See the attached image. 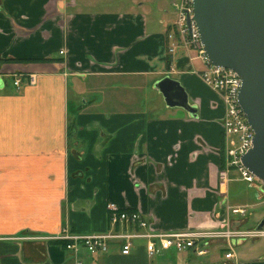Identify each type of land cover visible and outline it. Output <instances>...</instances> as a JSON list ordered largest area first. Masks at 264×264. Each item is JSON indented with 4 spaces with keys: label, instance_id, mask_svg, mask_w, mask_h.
I'll use <instances>...</instances> for the list:
<instances>
[{
    "label": "crops",
    "instance_id": "obj_1",
    "mask_svg": "<svg viewBox=\"0 0 264 264\" xmlns=\"http://www.w3.org/2000/svg\"><path fill=\"white\" fill-rule=\"evenodd\" d=\"M103 2L0 0V264H73L60 242L29 237L112 231L108 203L159 231L213 229L227 217L239 227L226 207L250 203L228 197L238 176L220 185L225 107L198 75L195 50L168 38L173 21L140 3ZM71 77L86 81L81 105ZM164 78L194 113L166 104L156 86ZM233 254L222 264H264V252ZM206 256L170 249L150 258L136 240L129 255L82 250L80 262H221Z\"/></svg>",
    "mask_w": 264,
    "mask_h": 264
},
{
    "label": "built area",
    "instance_id": "obj_2",
    "mask_svg": "<svg viewBox=\"0 0 264 264\" xmlns=\"http://www.w3.org/2000/svg\"><path fill=\"white\" fill-rule=\"evenodd\" d=\"M172 4L175 19L171 24L172 33L168 35V38L177 37L180 44L195 50L196 58L202 62L204 67L198 75L220 96L225 107L222 120L221 154L223 161L218 169L220 185L225 186L229 181L230 172L235 171L241 182L255 185L264 192V182L254 176L242 163L243 155L252 148L254 132L238 103L241 79L232 69L215 66L209 62L193 20V0H173ZM29 82H33V76L29 77ZM19 83L20 78L17 77L14 85L18 86ZM106 210L108 223L114 228L112 231L79 234L62 230L60 233L48 236L29 238L60 242L64 250L72 253L73 264H81L82 250L89 254L107 253L112 246H118L121 255H129L136 240L144 242L146 253L151 258L170 249L178 252L192 251L202 256L207 254L206 247L211 242H223L232 248L240 239L264 237V228L241 230L239 227L232 226L228 217L213 229L159 231L154 230L148 219L142 217L138 211L121 209L115 203H108ZM226 210L240 217L246 214L245 207L228 206ZM118 226L120 229L115 230ZM233 255L231 251L224 253L226 259Z\"/></svg>",
    "mask_w": 264,
    "mask_h": 264
},
{
    "label": "water",
    "instance_id": "obj_3",
    "mask_svg": "<svg viewBox=\"0 0 264 264\" xmlns=\"http://www.w3.org/2000/svg\"><path fill=\"white\" fill-rule=\"evenodd\" d=\"M193 20L209 62L241 79L238 103L253 129L243 165L264 182V0H193ZM156 86L167 105L194 113L179 84L164 78ZM264 228V217L256 229Z\"/></svg>",
    "mask_w": 264,
    "mask_h": 264
},
{
    "label": "rangeland",
    "instance_id": "obj_4",
    "mask_svg": "<svg viewBox=\"0 0 264 264\" xmlns=\"http://www.w3.org/2000/svg\"><path fill=\"white\" fill-rule=\"evenodd\" d=\"M103 1L104 2L102 4L104 5L105 3L110 6L122 5V3H119V0H103ZM122 1H124V6L134 7V8H136L138 3H140L142 5V9L144 10V12H150L153 19L158 16L160 18L162 17V19L169 22H172L175 19L174 7L171 0H122ZM69 81L71 82V86L74 84H78L79 88L82 87V89H79V91H81V94L75 99L73 97L74 92H70L72 102L78 101L80 105L85 103V101H87L88 99L86 92L87 89L86 81L74 77H71ZM72 89L74 90L73 86ZM237 176L238 175L235 172L230 173L231 179L236 178ZM228 194H229L228 195L229 199L240 200L244 198L245 200L250 202L249 204L246 203L245 206L246 214L243 217L232 214L230 211L231 217L235 216V218L238 219V221L241 220V225H239V228L241 230H250L256 228L257 221L259 220L260 215L264 213V196L261 195V192L257 191V187L255 185H249L248 183L245 182L235 181L230 183ZM232 244L234 245L233 242ZM206 248H207L208 256H206L205 258L210 257L213 254H215V256L218 255L221 258V262L219 264H222L224 257L223 255L226 251L239 253L242 260L247 261L246 258L259 256L260 254L262 255V253L264 252V237H259L255 239H251V238L240 239L237 242V245H234L232 248H229L228 245H226V243L223 242H217V243L211 242L208 244Z\"/></svg>",
    "mask_w": 264,
    "mask_h": 264
}]
</instances>
